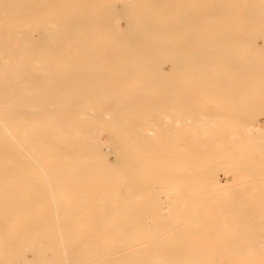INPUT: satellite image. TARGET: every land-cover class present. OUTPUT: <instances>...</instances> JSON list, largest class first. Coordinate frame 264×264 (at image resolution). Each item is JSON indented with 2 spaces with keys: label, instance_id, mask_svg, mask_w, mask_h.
<instances>
[{
  "label": "bare ground",
  "instance_id": "obj_1",
  "mask_svg": "<svg viewBox=\"0 0 264 264\" xmlns=\"http://www.w3.org/2000/svg\"><path fill=\"white\" fill-rule=\"evenodd\" d=\"M0 264H264V0H0Z\"/></svg>",
  "mask_w": 264,
  "mask_h": 264
}]
</instances>
